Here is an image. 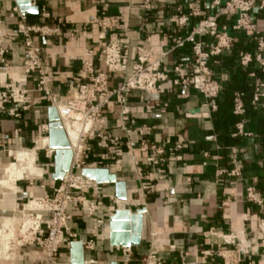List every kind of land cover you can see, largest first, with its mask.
<instances>
[{
    "label": "crops",
    "instance_id": "obj_1",
    "mask_svg": "<svg viewBox=\"0 0 264 264\" xmlns=\"http://www.w3.org/2000/svg\"><path fill=\"white\" fill-rule=\"evenodd\" d=\"M211 1H200L199 12L186 29L177 26L175 14L179 8L189 11L191 0H38L32 6L38 7L39 13L26 16L30 24L59 30L58 35L35 36V43L42 49L45 70L52 75L49 87L62 101L70 99L81 83L78 74L84 61L91 59L96 70L106 72L99 56L110 41L127 45L131 59L135 58L137 48L150 49L153 60L160 59L164 71L171 72L177 61L190 66L192 57L188 48L166 55L171 46L170 38L187 35L201 20L213 14L209 9ZM220 1L224 4L227 0ZM15 8H18L16 0H0V51H7V65L0 63V89L23 77L25 54L21 39H16L18 19L10 17ZM253 17L264 31V17L257 12ZM98 20L117 21V25L105 30L95 24ZM233 21L234 17L223 18L220 24ZM85 27H88L86 34ZM232 36L234 48L240 47L238 56L241 52L250 54L248 49H254L250 36L244 33ZM202 41L212 43L208 38ZM232 54L233 50L227 54L225 62L211 66L223 89L236 74L231 65ZM131 65L132 62L129 72ZM251 75L249 80L254 84ZM173 77L172 74L171 79ZM122 79L120 74L113 75L110 87H118ZM37 81L34 77L29 83L30 109L21 112L20 118H13L8 112L0 113V193L4 195L0 198L1 225L5 216L21 215V206L13 207L14 199L26 202L51 194L60 185L52 180L53 169L46 166L43 153L38 154L42 169L36 165V151H27L34 149L36 143L41 145L44 137L41 126L49 124L48 100L34 91ZM218 100L217 110L208 113L199 92L187 87L173 90L171 81L164 84L160 92L131 94L132 116L137 125L147 129L142 137L132 133L129 139L135 144L164 146L163 162L149 166L147 157L155 155L150 151L144 153L138 147L128 152L124 147L110 149L107 141L103 145L92 144L94 154L104 156L100 167L126 184L127 200L116 199L113 184H103L98 188L100 198L92 218H85L79 209L70 207L69 225L77 236L74 242L83 243L86 262L122 264V254L110 245V212L118 200L121 208L133 213L146 210L141 244L133 248L132 264H145L144 260L152 251H156L164 264H264V236H258V224L264 221V206L246 201L249 188L264 195V137L260 132L264 111L239 117L240 121L245 119V133L249 136L235 137V124L229 134L231 144H225L213 119L219 109ZM11 107L8 105L7 111ZM119 115L120 108L115 102L104 110L99 124L106 140L112 137L126 140ZM178 145H182L181 150L176 148ZM15 151L32 154L35 158L28 179L45 177L37 186L23 184L22 193L16 184L18 180H11L2 172L7 164L15 165L10 162ZM234 156L243 167L240 177L228 174L234 169L231 164ZM224 171L227 173L220 175ZM147 184L155 186L153 193L144 189ZM88 197L93 198L91 194ZM214 233L243 236L251 248L250 253L244 255L236 246L224 245ZM219 245L223 250L217 249ZM70 248L61 246L60 261L70 259ZM1 251L2 243L0 255ZM209 251H213L211 256L206 255ZM44 260L42 250L35 247L20 250L14 262L0 256V264H36Z\"/></svg>",
    "mask_w": 264,
    "mask_h": 264
},
{
    "label": "built area",
    "instance_id": "obj_2",
    "mask_svg": "<svg viewBox=\"0 0 264 264\" xmlns=\"http://www.w3.org/2000/svg\"><path fill=\"white\" fill-rule=\"evenodd\" d=\"M200 1L191 0L192 5L189 11H183L180 8L176 10V24L180 29H186L195 14L199 12L197 5ZM209 9L214 13L201 20L191 29L190 33L184 36H171L170 38L171 46L166 55L188 48L192 57L190 66L177 61L171 72L164 71L161 60H153L150 49L137 48L135 58L131 59L127 45L120 41H110L99 56V62L105 66L106 72L96 70L91 59L84 61L78 74L81 83L70 99L62 101L53 95L49 87L52 75L45 70L42 63V49L35 43V36L58 35L59 30L48 26L30 24L27 16L22 15L18 8L13 10L10 17L18 19L16 39L20 38L24 47L23 77L4 85L0 89V113L8 112L11 117L18 119L21 117V112L29 110L31 91L28 86L34 77L38 78L34 91L42 94L48 100L49 108L57 110L69 140L73 160L70 171L51 194L32 198L27 201V204L17 198L16 203L19 205L17 208L21 206V215L16 218L20 224H16L12 228L2 229V236H0V244L5 237H9L6 240L9 246V254L18 253L25 247H35L42 250L45 255V260L36 264H71L70 259L65 262L58 259L61 246L70 247L77 239L69 225L72 220L69 209L73 206L75 209H79L85 218H92L97 210V200L100 198L98 188L101 185L82 176V171L85 169L101 168V161L104 156L94 154L92 145L94 142L103 145L104 141H107L109 148L114 150L124 147L128 152H132L138 147L144 153L150 151L155 157H147L149 166L156 165L157 161L163 162L164 146L149 145L145 142L135 144L129 139L132 133H137L142 137L147 129L146 126L137 125L132 116L130 96L133 92H140L141 94L160 92L164 89V84L171 81L173 90L178 87H187L199 92L204 98L203 107L207 109L208 113L215 112L217 100L223 87L215 78L211 66L218 65V59L233 50L235 45L233 33H244L250 36L255 43L254 54L243 52L239 54L241 65L248 67L255 63L256 67L264 72V31L260 30L253 17L255 12L264 17V0H227L224 4L220 0H212ZM228 17H234L232 24H220L223 18ZM95 24L102 29L111 30L117 25V21L98 20ZM83 31L86 34L88 27H85ZM203 38L210 39L212 43L202 41ZM147 41L149 42V40ZM6 53V50L0 51V63L5 66L7 65ZM91 54V52L88 53L89 57L92 56ZM115 74L122 75L123 79L118 87L111 88V78ZM172 74L174 77L171 79ZM251 77L255 81L252 104L264 111V80L256 78L254 74ZM111 102H115L120 108L119 119L126 140L120 137H112L106 140L104 130L99 124L103 118L104 110ZM8 105L12 107L7 111ZM233 113L241 118L246 114L240 93L235 95ZM245 124V119L236 124L235 137L249 136L245 133ZM67 126L75 130L78 148L72 145ZM41 131L44 135L42 138L48 140L49 124H43ZM176 148L181 150L182 145H178ZM32 150L36 151V165L38 167H41L38 154L43 153V157L47 161L46 166L54 168L55 151L49 148V144L39 148L38 143H36ZM17 151L12 153L15 162ZM231 164L234 169L228 174L240 177L243 167L235 156ZM138 172L140 175L142 174L140 168ZM223 173L227 172H221L220 175ZM144 189L148 193H153L155 186L147 184ZM90 194L93 198L88 197ZM246 201L254 206H264V195L258 193L254 188H249L246 193ZM30 202L35 203L34 209L26 208ZM115 203L116 206L111 208L110 217L118 209H124L120 207V201L117 200ZM258 231V236L262 238L264 236V221L259 222ZM213 235L222 240L224 245L236 246L244 255L250 253L251 248L241 235H218L217 233ZM116 249L122 254V264H132L134 260L133 248ZM217 249L223 250L221 245ZM211 254L213 251L206 253L208 256ZM144 263L164 264L156 251L150 252ZM86 264L99 263L91 260Z\"/></svg>",
    "mask_w": 264,
    "mask_h": 264
},
{
    "label": "water",
    "instance_id": "obj_3",
    "mask_svg": "<svg viewBox=\"0 0 264 264\" xmlns=\"http://www.w3.org/2000/svg\"><path fill=\"white\" fill-rule=\"evenodd\" d=\"M38 0H16L17 7L22 15H37L38 7L32 4ZM49 148L55 151L54 168L52 180L61 183L65 175L70 171L73 153L70 148L68 137L60 122L58 112L55 108H49ZM82 176L96 183L113 184L115 186V197L118 200H127V189L124 182H118L115 175L108 169H85ZM146 210L140 209L131 212L127 209H118L109 218L110 245L114 248H135L141 244L144 229V214ZM71 264H86L85 252L82 242H73L70 246ZM111 264H117L113 262Z\"/></svg>",
    "mask_w": 264,
    "mask_h": 264
},
{
    "label": "trees",
    "instance_id": "obj_4",
    "mask_svg": "<svg viewBox=\"0 0 264 264\" xmlns=\"http://www.w3.org/2000/svg\"><path fill=\"white\" fill-rule=\"evenodd\" d=\"M254 49L249 48L248 52L250 54L255 53V43ZM235 47V45H234ZM240 47L233 49V54L231 57V65L235 68L236 74L234 79L227 84V86L222 89L219 100H218V111L214 114V122L217 127V131L220 133L221 138L225 144H231L229 137L231 129L240 121V118L235 116L234 110V98L237 93L242 94V100L246 110V117L256 114L260 109L252 104L255 85L249 80L250 74H254L258 79L264 80V72L259 70L255 63H252L248 67H244L240 63V58L238 56V51ZM227 55L219 58V63L225 62ZM260 132L264 137V121L260 122Z\"/></svg>",
    "mask_w": 264,
    "mask_h": 264
},
{
    "label": "bare ground",
    "instance_id": "obj_5",
    "mask_svg": "<svg viewBox=\"0 0 264 264\" xmlns=\"http://www.w3.org/2000/svg\"><path fill=\"white\" fill-rule=\"evenodd\" d=\"M68 127V130L70 132V135H71V143L74 147L78 148L79 147V144L77 142V136H76V133H75V130L72 128V127ZM46 139H42V142H41V145L38 146L39 148L40 147H43V146H46L47 144H49V139L47 140V142H45ZM27 151H35V150H27ZM18 159H20L21 162H30V164H32V160H33V155L32 154H28V153H20L19 156H18ZM29 164V165H30ZM25 166V165H24ZM21 167V166H20ZM19 167V168H20ZM27 167V166H26ZM34 167V166H32ZM15 168H18L16 167V165H7V167L4 169V171H2L5 175H8L10 177L11 180H13L15 178V180H18L19 181H22L24 179V177L26 179H28V175H27V169L26 171L24 172H21V169L18 171L16 170ZM34 169V168H33ZM31 171V170H30ZM21 173V174H20ZM20 174V177L17 178V176ZM29 174V173H28ZM38 176V175H37ZM17 178V179H16ZM17 184V183H16ZM1 187V186H0ZM2 188V187H1ZM17 188V187H16ZM5 189V188H4ZM11 192V191H10ZM13 194V193H12ZM17 194V193H16ZM14 202H15V207L14 209H16L17 207V203H16V199H14ZM27 209H34L35 208V203L34 202H31V204L29 206H26ZM4 220H3V224L1 225L0 227V236H2V232L3 230L2 229H5V228H12L14 227V225L16 224H20V221L17 220L16 217L14 218H10V217H3ZM2 219V218H1ZM9 236V235H8ZM7 238L9 237H5V239L3 241H1L2 243V251H1V257L4 258V260L8 261V262H14L18 256V253L17 252H13L11 254H9L8 252V244L6 242Z\"/></svg>",
    "mask_w": 264,
    "mask_h": 264
},
{
    "label": "rangeland",
    "instance_id": "obj_6",
    "mask_svg": "<svg viewBox=\"0 0 264 264\" xmlns=\"http://www.w3.org/2000/svg\"><path fill=\"white\" fill-rule=\"evenodd\" d=\"M20 153H23V152H19V153H16L15 154V158H16V162H15V160L13 159V158H11V161L10 162H12V164H15L16 165V167H18V168H15L16 170H20L21 169V172H25L26 171V169H27V175H28V177L30 178V170L31 169H33L32 168V166H33V163H34V161H35V158H34V156H33V160H32V164H30V162H21L20 161V159H18V156H19V154ZM30 164V165H29ZM8 165V164H7ZM6 165V166H7ZM25 165V166H24ZM21 166V167H20ZM27 166V167H26ZM20 167V168H19ZM40 168H42L43 169V167H40ZM1 169V168H0ZM29 173V174H28ZM21 174V173H20ZM20 174L17 176V178L18 177H20ZM16 178V179H17ZM15 179V178H14ZM40 181H45V177L43 178V179H38V180H30V179H26L25 177H24V179L22 180V181H19V182H17V185H18V187L22 190L23 189V184H26L27 186H28V184L29 185H33V186H37L38 185V183H40ZM2 196H4L3 194H1L0 193V198H2ZM6 203V202H5ZM13 203V207L15 206V202L13 201L12 202ZM26 204L28 203L27 201L25 202ZM7 204V203H6ZM31 204V202L28 204V205H26V206H29ZM20 210H21V208H20ZM14 215V213H12L10 216H8V217H17V218H19L20 216L19 215H16V216H13Z\"/></svg>",
    "mask_w": 264,
    "mask_h": 264
}]
</instances>
